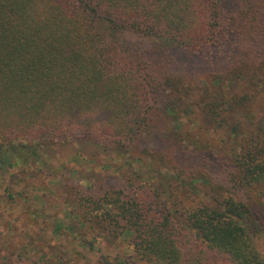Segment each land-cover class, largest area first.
Segmentation results:
<instances>
[{"label":"trees","instance_id":"obj_1","mask_svg":"<svg viewBox=\"0 0 264 264\" xmlns=\"http://www.w3.org/2000/svg\"><path fill=\"white\" fill-rule=\"evenodd\" d=\"M232 1L227 13L229 0H0V168L57 141L143 151L156 103L168 117L191 98L216 127L244 114L247 129L231 127L234 155L216 172L208 152L191 150L190 203L148 186L82 196L81 223L95 235L79 245L122 237L131 247L97 264H264V0ZM129 35L146 40L144 55L121 51ZM210 49L205 80L173 64ZM239 81L241 93L224 92Z\"/></svg>","mask_w":264,"mask_h":264},{"label":"rangeland","instance_id":"obj_2","mask_svg":"<svg viewBox=\"0 0 264 264\" xmlns=\"http://www.w3.org/2000/svg\"><path fill=\"white\" fill-rule=\"evenodd\" d=\"M224 9L230 13V0ZM229 34L235 40L234 33ZM119 42L121 51L129 50L135 56L144 55L148 46L145 39L131 35L121 36ZM213 52L210 49L193 60L178 54L173 64L180 70L197 71L205 80V62ZM243 87L244 81H239L225 87L224 92L238 94ZM214 98L223 103L221 93ZM258 102L263 104L264 91ZM159 109L156 103L148 135L141 143L143 151L125 153L85 140L35 145L36 154L26 148L17 150L12 166L0 168V264H97L101 253L109 257L131 254L122 237L111 243L107 238H96L94 249L79 245V239L91 240L95 235L81 223L82 213H86L82 196L114 187L148 186L168 203L173 198L167 189L172 196L184 198V184L197 166L191 150L208 152L212 161L208 169L216 172L219 163L234 155L231 127L236 122L244 130L248 126L240 111L227 113L219 127L208 125L191 98L176 106L171 116ZM252 111L255 117L261 115L258 107ZM174 202L176 209L179 204Z\"/></svg>","mask_w":264,"mask_h":264}]
</instances>
